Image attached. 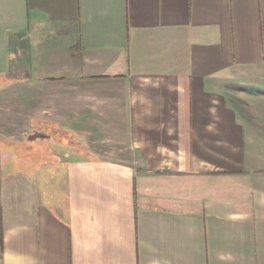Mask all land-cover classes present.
Instances as JSON below:
<instances>
[{
  "label": "crops",
  "instance_id": "0c3cea01",
  "mask_svg": "<svg viewBox=\"0 0 264 264\" xmlns=\"http://www.w3.org/2000/svg\"><path fill=\"white\" fill-rule=\"evenodd\" d=\"M0 264H264V0H0Z\"/></svg>",
  "mask_w": 264,
  "mask_h": 264
},
{
  "label": "rangeland",
  "instance_id": "374dc122",
  "mask_svg": "<svg viewBox=\"0 0 264 264\" xmlns=\"http://www.w3.org/2000/svg\"><path fill=\"white\" fill-rule=\"evenodd\" d=\"M18 149H19V148L17 147L16 150H18ZM27 150H28V148H27ZM29 165H30V164H28V163L26 164L27 167H29ZM41 165H42V164H41Z\"/></svg>",
  "mask_w": 264,
  "mask_h": 264
}]
</instances>
